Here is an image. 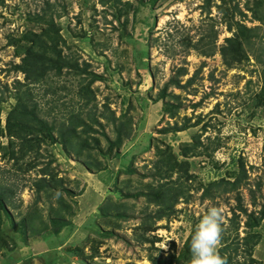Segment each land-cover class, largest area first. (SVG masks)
Returning <instances> with one entry per match:
<instances>
[{"label": "rangeland", "instance_id": "1", "mask_svg": "<svg viewBox=\"0 0 264 264\" xmlns=\"http://www.w3.org/2000/svg\"><path fill=\"white\" fill-rule=\"evenodd\" d=\"M106 1L0 5V264H190L185 244L209 207L223 213L220 249L250 231L239 205L264 206V0ZM54 28L51 44L78 65L32 79L18 68L26 34ZM26 91L34 121L10 133ZM71 112L82 154L61 143ZM174 162L192 176L175 214L153 223L164 207L149 195L186 177ZM253 231L264 264V221Z\"/></svg>", "mask_w": 264, "mask_h": 264}, {"label": "trees", "instance_id": "2", "mask_svg": "<svg viewBox=\"0 0 264 264\" xmlns=\"http://www.w3.org/2000/svg\"><path fill=\"white\" fill-rule=\"evenodd\" d=\"M112 1H121V0H112ZM102 3L106 4L108 3V1L102 0ZM206 3H207L206 8H211L213 0H206ZM4 4H5V0H0V5H4ZM223 4L224 5L227 4L226 0H223ZM38 18H40L41 20L45 19L42 16L37 17V19ZM60 31H61L60 28H54V29H46L43 31L42 34H38L33 31H30L26 34L25 38H27V40L32 42V46L27 52L28 55L25 58L24 61L25 63L23 65H20L18 68H20V70L25 72L28 77L33 79V76L35 77V75H37L39 79L44 80V77L48 76V74L51 71L62 74L63 68H65L66 66H70L73 68L77 67L78 65L77 63L76 64L73 63L71 59H69V57L63 55L64 51L60 47V44L58 42L56 45L51 44V41L54 42L55 39H57V35L60 34ZM48 52H51L50 56ZM223 52L225 56L228 58L230 63L239 61L241 57L240 53L238 54L232 53V56H229L227 53V49L225 48L223 49ZM40 72L43 73L40 75ZM83 72H86V70H83ZM176 81L178 87H186L181 84L180 80H176ZM194 81H195L194 78L190 79L188 85H191L192 83H194ZM87 88L88 87H84L82 90L85 91ZM28 95L30 96V94H28V92L26 91L24 96H22V98L20 97L18 107H16L15 111L11 113L9 125H8L10 133H14V132L15 133L18 132L19 134L23 133L21 132L22 131L21 128L24 126L23 120H26L28 122L27 125L32 124V122L34 121L35 117L31 116L34 113V110H30L29 108L28 101H30L31 98L28 97ZM168 96H169L168 90L167 88H165L160 98L158 99L165 101V99L168 98ZM170 96L174 99L178 98L175 94H170ZM89 103L90 100H87L86 106H88ZM165 103H166L165 104L166 110L169 111L172 117H175L178 111L177 108L178 106L174 105L172 102L168 100H166ZM16 112L18 113V115L16 114ZM70 117H71L70 126L65 128V130L62 128L63 132L61 133V143L66 147V149L69 150L72 147L74 149H77L78 153L82 154L83 150H81V148H76L75 143L70 144V141L72 140L73 134H77L78 128L84 126L85 122L81 118H79L74 112H71ZM113 119L115 120V117H113ZM121 144H122V137L120 136L118 138V144L116 145L120 146ZM85 149H87V147ZM185 153H188V151H186ZM172 165L174 166V168L179 167L181 170H185L186 177L184 178V182L182 183L183 184L182 186L174 185L172 187L169 186L167 187L163 185L162 188H160L161 191L160 198H157L153 195H149L151 201H154L156 204L162 205L164 207L162 210L158 211L155 215H150V218L151 220H153V223L154 221L162 220L166 217L171 218L173 214H175L174 206L176 205L180 197L185 195L184 188L186 189V183L190 178V176H192L189 174L190 173L189 168L187 170L184 167L185 165L184 162L181 165L174 162L172 163ZM243 177L244 178L247 177L246 171L242 172V174L238 177V179L235 181L236 184H239V182H241ZM214 185L216 184H212L211 187L205 192V195H207L210 192L211 188H213ZM3 197L4 194H0V205L2 207L4 205ZM238 211L241 212V214L245 213L248 216L246 226L247 228L250 229V231L245 236V240L242 245L238 241H234V240L231 242L224 241L222 247L219 249V253L225 259L226 264H260L256 260V258H254V250L257 244L261 241L262 236L261 234L256 233L253 230L264 221V206L259 211L253 210L251 212H248L249 211L248 208H245L243 205H239ZM56 227H58L55 228L56 233L61 232L62 225ZM194 231L195 230L192 231L191 235L189 236L185 244L186 251L182 256V259L191 260L190 241H191V236L194 234ZM241 247L244 250L243 253L242 252L240 253ZM180 261L181 258L176 259V262H178V264L179 263L181 264Z\"/></svg>", "mask_w": 264, "mask_h": 264}, {"label": "clouds", "instance_id": "3", "mask_svg": "<svg viewBox=\"0 0 264 264\" xmlns=\"http://www.w3.org/2000/svg\"><path fill=\"white\" fill-rule=\"evenodd\" d=\"M224 217L222 210L212 206L200 217L191 236L190 264H226L219 253Z\"/></svg>", "mask_w": 264, "mask_h": 264}]
</instances>
